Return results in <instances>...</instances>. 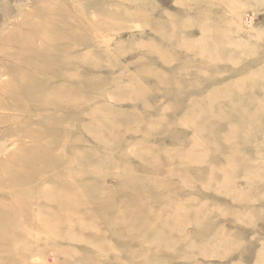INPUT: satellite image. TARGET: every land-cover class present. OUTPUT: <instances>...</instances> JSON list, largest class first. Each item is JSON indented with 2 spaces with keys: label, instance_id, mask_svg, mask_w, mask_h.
Masks as SVG:
<instances>
[{
  "label": "rangeland",
  "instance_id": "1",
  "mask_svg": "<svg viewBox=\"0 0 264 264\" xmlns=\"http://www.w3.org/2000/svg\"><path fill=\"white\" fill-rule=\"evenodd\" d=\"M0 264H264V0H0Z\"/></svg>",
  "mask_w": 264,
  "mask_h": 264
},
{
  "label": "bare ground",
  "instance_id": "2",
  "mask_svg": "<svg viewBox=\"0 0 264 264\" xmlns=\"http://www.w3.org/2000/svg\"><path fill=\"white\" fill-rule=\"evenodd\" d=\"M24 201V200H23Z\"/></svg>",
  "mask_w": 264,
  "mask_h": 264
}]
</instances>
